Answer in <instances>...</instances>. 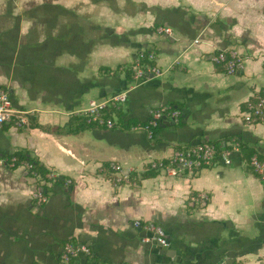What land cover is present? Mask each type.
<instances>
[{
  "label": "crops",
  "instance_id": "0c3cea01",
  "mask_svg": "<svg viewBox=\"0 0 264 264\" xmlns=\"http://www.w3.org/2000/svg\"><path fill=\"white\" fill-rule=\"evenodd\" d=\"M232 50L236 75L214 61ZM144 52L162 76L137 86L127 69ZM0 86L30 122L0 132V264H64L67 244L89 250L69 264H264V179L250 166L264 125L243 120L264 87V0H0ZM123 92L124 121L162 105L180 121L152 140L89 123L92 101ZM202 143L240 151L193 174L150 169ZM136 220L160 226L174 258Z\"/></svg>",
  "mask_w": 264,
  "mask_h": 264
},
{
  "label": "built area",
  "instance_id": "2783aa9c",
  "mask_svg": "<svg viewBox=\"0 0 264 264\" xmlns=\"http://www.w3.org/2000/svg\"><path fill=\"white\" fill-rule=\"evenodd\" d=\"M160 34L171 35L170 28H159ZM144 58L143 53L140 54L139 60L132 67L133 79L135 85L139 86L147 81L162 76V72L156 67L143 66L141 60ZM149 61L154 60V55L150 54ZM214 61L218 66L224 69L228 75H236L244 68V61L240 53L235 50L224 51L218 53L214 57ZM174 64H179L175 61ZM127 100V93H117L103 101H92L89 107L84 110L90 124L95 126H102L107 129H120L122 124L113 118H107L108 109L113 108L115 111L120 109V105ZM181 112L173 110L168 106H159L150 111L149 120L146 123L133 124L129 127V131L133 133L144 132L150 140L153 139V129L156 128L163 118L167 121L178 123L180 121ZM243 120L247 125H264V87L254 96V99L247 104L246 111L243 113ZM14 124L19 129H24L29 126V118L26 112L16 109L14 107L12 98L8 89L0 86V132L9 124ZM240 151L239 143H235L231 149L219 147L213 143H202L188 148H179L168 162L157 161L152 162L150 169L165 171L171 176H177L180 173L193 174L203 168L211 167L218 161L225 165L231 164V156L233 152ZM250 166L253 171L264 179V161H261L257 155L250 159ZM30 169L32 166L29 165ZM114 170L122 172L118 166L113 167ZM49 179L53 182L57 180L54 175H49ZM129 178V175H128ZM205 197V196H203ZM35 198L39 203L47 201L46 196L41 192L35 194ZM136 228H142L148 234L143 239L147 243H154L156 246H167L168 238L164 230L155 224L148 223L143 225L140 220L134 222ZM81 252L89 253L88 248L73 246L67 244L62 254V262L69 264L72 258L78 256Z\"/></svg>",
  "mask_w": 264,
  "mask_h": 264
},
{
  "label": "trees",
  "instance_id": "16d2710c",
  "mask_svg": "<svg viewBox=\"0 0 264 264\" xmlns=\"http://www.w3.org/2000/svg\"><path fill=\"white\" fill-rule=\"evenodd\" d=\"M149 52H144L143 53V56H144V58L140 61L141 62V64L143 65V66H151L152 65V63L149 61V59H148V57H149ZM127 75H128V80H130V81H134V79H133V72H132V66L129 68V69H127ZM116 71H114V72H112L111 70H106V73H108V74H110V73H115ZM135 83V82H134ZM117 94V93H116ZM171 109H173V110H178L177 108H174L173 106L171 107ZM117 112L113 109V108H110V109H108V111H107V114H106V117L107 118H113V116L114 115H117L116 114ZM117 117H118V119H119V121H120V123L123 125V127L124 128H127V129H129V127L131 126V125H135V124H139V122H132V121H130V122H126V121H124V119L121 117V115H120V113H118V115H117ZM161 127H162V122H160V124L156 127V128H154L153 129V139H155V138H157V136H158V133H159V131H160V129H161ZM214 144V143H213ZM216 145V144H215ZM251 154V153H250ZM249 154V158H251L252 157V155H254L253 153L250 155ZM251 156V157H250ZM21 158H23V159H25L26 161H28L32 166H33V171L35 172V174H37L39 177H41V179L43 180V179H45V176L48 174V172L42 167V166H40L37 162H35L34 160H30V159H27L26 158V156H22ZM58 182H62V178H58Z\"/></svg>",
  "mask_w": 264,
  "mask_h": 264
},
{
  "label": "water",
  "instance_id": "95a60500",
  "mask_svg": "<svg viewBox=\"0 0 264 264\" xmlns=\"http://www.w3.org/2000/svg\"><path fill=\"white\" fill-rule=\"evenodd\" d=\"M169 122H171V123H169ZM168 124L175 125L176 123L173 122V121H167L166 118H163L162 125H168ZM170 243L171 242L168 241V245L167 246H163V247L158 246V247L161 250V253L160 254L162 256H170V257L174 258L175 253H174L173 250H170Z\"/></svg>",
  "mask_w": 264,
  "mask_h": 264
},
{
  "label": "rangeland",
  "instance_id": "374dc122",
  "mask_svg": "<svg viewBox=\"0 0 264 264\" xmlns=\"http://www.w3.org/2000/svg\"><path fill=\"white\" fill-rule=\"evenodd\" d=\"M115 120H117V116L115 117Z\"/></svg>",
  "mask_w": 264,
  "mask_h": 264
}]
</instances>
